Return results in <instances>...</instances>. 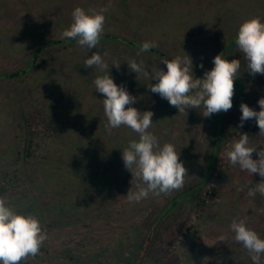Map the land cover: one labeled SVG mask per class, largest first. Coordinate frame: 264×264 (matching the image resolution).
Wrapping results in <instances>:
<instances>
[{"label":"rangeland","instance_id":"374dc122","mask_svg":"<svg viewBox=\"0 0 264 264\" xmlns=\"http://www.w3.org/2000/svg\"><path fill=\"white\" fill-rule=\"evenodd\" d=\"M109 4L104 34L155 41L171 58L187 54L195 77L202 78L221 52L240 59L233 107L210 118L201 109L179 113L149 90L155 80L137 76L126 61L135 57L149 71H167L164 59L149 51L137 55L139 47L121 40L101 39L91 50L76 42L65 49L49 46L35 62L44 42L61 40L75 7ZM253 16L264 20V0H0V187L11 188L0 196L38 216L49 237L24 264H252L229 225L233 216H247L264 238V196L248 197L246 188L236 192L262 178L230 165L223 153L240 133L258 148L264 145L263 136L245 129L254 119L239 126L240 104L259 111L264 97V75L246 70L234 44L240 24ZM94 51L107 52L110 75L136 97L131 106L153 112L149 131L179 149L188 170L181 190L128 201L136 182L124 167L122 149L138 136L123 126L106 131L104 96L93 83L100 73L83 65ZM113 62H121L118 69ZM52 109L59 113L60 131L35 136L30 149L31 130L46 129ZM118 183L124 186L116 192ZM222 233L228 238L218 242Z\"/></svg>","mask_w":264,"mask_h":264},{"label":"clouds","instance_id":"9594fccd","mask_svg":"<svg viewBox=\"0 0 264 264\" xmlns=\"http://www.w3.org/2000/svg\"><path fill=\"white\" fill-rule=\"evenodd\" d=\"M110 4L99 10L85 9L77 6L72 11V22L60 33L62 40H75L81 48L96 49L105 32L106 16ZM235 44L243 59L246 70L252 75H264V20L253 16L244 20L236 34ZM155 41L142 43L137 55L155 48ZM107 52H92L83 65L95 68L100 73L93 81L95 89L104 96L103 109L107 118L106 131L111 134L113 129L126 127L136 133L138 139L129 140L122 149L124 167L135 180V191H128L129 202L139 203L150 195L155 197L168 196L185 186L188 170L180 160V152L172 142L161 144L159 138L149 129L153 126V112L139 111L131 105L136 97L132 96L123 85H118L110 75V65L106 62ZM128 67L137 76L143 75L155 83H149L152 93L166 99L170 106L186 114L187 109H201L205 118L213 114L228 112L233 107L234 81L241 75V60L227 59L222 52L213 58V67L205 71L202 78L194 76L192 58L177 55L172 59H164L167 71L160 68L148 70L144 61L127 59ZM121 62H113L119 68ZM200 67H203L201 64ZM260 110L248 104H240L241 117L239 126L254 119L259 134L264 136V97L258 100ZM127 106V107H126ZM250 142L247 133H240L230 147L223 153L224 158L232 166L247 173L249 176L258 174L260 182L240 185L236 192L247 189L246 195L255 198L257 194L264 196V145ZM256 153V159L253 153ZM232 239L243 246L252 264H264V238L249 226L247 216H233L229 225ZM46 227L38 216L25 214L17 210L10 199L0 196V264H22L29 257H36L48 239ZM227 234H220L218 242H224Z\"/></svg>","mask_w":264,"mask_h":264},{"label":"trees","instance_id":"16d2710c","mask_svg":"<svg viewBox=\"0 0 264 264\" xmlns=\"http://www.w3.org/2000/svg\"><path fill=\"white\" fill-rule=\"evenodd\" d=\"M129 38V39H128ZM125 37V36H121V35H119V34H104L103 36H102V38L101 39H105V40H108V39H113V40H121V41H123L125 44H128V46H130V48L131 47H135V48H137V47H141V45H142V43H143V41H137V40H134L133 38H130V37ZM233 41V40H232ZM70 42H72V44H73V42H76L75 40H52V39H49V40H47L46 42H44L43 43V45L44 46H42V48L39 50V51H36V53L34 54V56L36 55V60H35V62L37 61V59L38 58H40L41 57V55H43L44 53H46V50H47V48L50 46V48L51 47H53V46H61V48H68L69 47V43ZM232 43V42H231ZM235 44V43H234ZM233 44V45H234ZM232 45V44H231ZM232 45V48H231V52L234 50V48H235V45L233 46ZM152 55L154 54V55H157V56H160V57H162L163 59H172L170 56H168L167 54H165V52L164 51H162L161 49H159V48H157V47H155V48H150L149 50H148ZM33 57V56H32ZM138 57V56H137ZM34 58V57H33ZM72 58V57H71ZM70 58V60H72ZM82 58V57H81ZM132 59H135V57L134 58H132ZM79 60V59H78ZM45 63H46V61H45ZM76 63H78V62H76ZM25 71V70H24ZM18 73V72H17ZM55 79V78H54ZM56 103V102H55ZM59 102H57L56 104H58ZM61 103H63V102H61ZM54 113V111H53V109H52V111L50 112V122H48V127H46V129L44 130V129H41V131H39V133H36V132H34L35 130H31V145H30V149H33L34 148V142H33V140H34V137L35 136H40V139H41V137H47V136H51V135H54L55 133H58L59 131H60V127H59V125H57V120L60 118V116H59V113L58 112H56L55 114H53ZM53 114V115H52ZM42 120H44L45 122H46V119L45 118H42ZM60 120V119H59ZM66 120H63V122H65ZM33 125V124H32ZM245 129L248 131V132H250V133H252V135L253 136H256V135H258L259 134V128H258V125H257V123L254 121L253 123H251L250 125H247L246 127H245ZM42 133H43V135H47V136H43L42 135ZM38 134V135H37ZM40 134V135H39ZM263 138H264V136H263ZM219 141V140H218ZM29 155L30 156H32V152L31 153H29ZM21 157H22V154L20 153V155H18V159H17V161H16V163H19V161L21 160ZM12 168H13V166H12ZM7 176H13L11 173H6L5 174V178H7ZM15 176H18V174L17 175H14V177ZM124 186V184H122V183H118L117 184V187H116V185H114L113 187H112V190L113 189H116V192L117 191H119L120 189H122V187ZM11 188H9V187H0V195L1 194H3V193H6L8 190H10ZM175 200V199H174ZM18 208V207H17ZM22 264H24V262H22Z\"/></svg>","mask_w":264,"mask_h":264}]
</instances>
